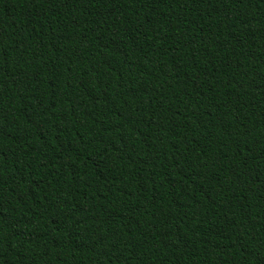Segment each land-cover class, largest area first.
Listing matches in <instances>:
<instances>
[{"label":"trees","instance_id":"trees-1","mask_svg":"<svg viewBox=\"0 0 264 264\" xmlns=\"http://www.w3.org/2000/svg\"><path fill=\"white\" fill-rule=\"evenodd\" d=\"M0 264H264V0H0Z\"/></svg>","mask_w":264,"mask_h":264}]
</instances>
